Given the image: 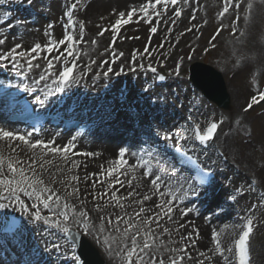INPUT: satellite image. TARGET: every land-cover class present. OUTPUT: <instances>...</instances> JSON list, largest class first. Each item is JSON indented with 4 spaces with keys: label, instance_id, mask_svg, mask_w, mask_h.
Here are the masks:
<instances>
[{
    "label": "bare ground",
    "instance_id": "1",
    "mask_svg": "<svg viewBox=\"0 0 264 264\" xmlns=\"http://www.w3.org/2000/svg\"><path fill=\"white\" fill-rule=\"evenodd\" d=\"M12 1L16 2L12 6L19 7L29 0ZM47 1V11L51 18L45 20L29 14L20 17L13 11L6 10L7 5L11 6L10 0H0V40H4L0 44V55L5 57L0 61L12 60L10 65L14 63L22 71L35 76V80L41 82L43 88L47 87L46 77L50 75L47 62L51 60L53 70L60 63V59L56 57L59 56L63 4L66 1L77 2L80 8L79 17L86 36L82 38L80 47L82 60L78 76L91 87V92L94 89L103 90L109 82L116 84V87L111 85L108 88L109 94L114 97L120 96L123 86L126 90L145 89L148 77L142 72L134 76L129 72V69L136 67L130 65L142 55L137 49L138 46L146 43L143 55L148 54L153 59L172 45L171 42L178 32H185L183 38L186 43L193 39L199 40L206 23L211 19L226 25L225 35L231 39L230 44L235 45L241 41V45H245L239 49L241 51L237 47H229L235 56L249 50L239 59L243 66L251 64L253 61L250 54L260 51V47L264 46L262 27L263 33L258 38L252 36V39L247 40L248 25L256 17V9L250 0H185L186 10L180 23L173 20L171 11L161 0ZM3 3L5 4L2 5ZM247 7H253V11H248ZM212 8L216 11L214 14L209 13L208 17L209 9ZM129 11L133 12L131 18L127 15ZM233 15L238 17L241 26H228L227 22ZM117 19L122 22L114 29ZM124 20L129 22L124 24ZM148 24H152L151 29L156 28L157 32L153 33L149 29L148 33L147 30L149 38H146L144 31ZM36 44L41 47L35 52L29 51ZM16 45H20L16 52L26 53L24 56L13 57L10 50L15 49ZM217 59L218 62L222 60L218 56ZM236 59L233 56L226 57L227 61L222 63L223 71L216 65L213 67L224 78L226 68L231 73L238 72ZM29 60L32 67L28 65ZM197 60L194 55L186 64L195 63ZM179 73L177 70L172 74L170 85L167 83L165 86L148 88L149 99L148 96L143 97L141 103L146 110L143 116L145 123L139 128L121 129L118 120L114 129L120 130L122 135L114 139L89 137L73 145L69 142V134L51 129L43 136L44 144L49 147L33 148V143L23 136L21 127L0 123V130L12 132L14 137L23 136L28 141L26 144L12 137H0V157L13 160L19 166H24V169L29 168L35 174L29 176L39 178L43 181V186L48 187L55 183L54 187H59L56 188L60 191V202L49 201V208H44L35 196H26L22 192L18 193L20 200L24 201L21 206L10 193L4 191L6 185L0 184V204L6 205L0 209L13 207V210H18L24 216L23 229L18 235L21 234L28 240L35 236L34 242L44 246L42 250L45 253V262L52 264L55 260H62L69 246L62 244L55 233L50 231L47 227L49 223L36 220L32 216L33 212L46 217L54 226L58 222L67 230L79 233L97 249L104 264H232L227 242L236 228V221L218 215L211 202H186L182 198L179 185L175 184L181 182L182 176H173L170 172L172 165L158 139L169 134L174 136L185 130L183 115L187 112L186 106L191 96L190 87L178 78ZM254 73H250L249 82H244L246 87H253L256 76ZM126 74L128 76L124 80L116 78ZM42 75L44 80H40ZM133 77L135 82L132 83L130 80ZM12 84L16 82L11 78H0V104L8 96ZM255 85L257 86L256 81ZM228 86L230 85L225 82L229 106L237 111V115L223 116L219 114L220 111L214 113L221 119L217 144L222 145L223 150L229 154L227 164L222 166V171L218 174V185L221 184V189L218 190L229 189L225 186L226 183H237V190L233 191L239 201V213L252 214L256 220L257 233L261 235V240H258V234L255 240L254 264H264L262 180L260 182L255 176H247L252 168H258L259 171L261 165L258 161L264 159V129L262 134L247 139L244 116L238 105V89L234 85L232 88ZM91 92L84 93L88 95V101L94 98ZM168 97L176 102L175 107L164 105ZM122 102L126 103L127 100ZM159 106L162 107L161 112L157 111ZM65 145L70 147L68 152L50 151L51 148L63 149ZM209 157L214 158L212 154ZM5 167L0 166V180L14 179V176H9ZM109 169L112 170L111 175ZM153 180H157L156 185L152 183ZM129 192L132 193L131 196L128 195ZM113 193L116 194L115 197ZM145 195L150 199L145 201ZM42 198L47 199L44 192ZM243 204L247 205L246 211L241 208ZM33 205L36 207H32ZM169 207L172 209L170 213L167 211ZM60 213H65L68 219L64 220ZM124 221L136 227L128 229V224ZM125 229H128L127 235H124ZM213 232L217 234L215 241L212 239ZM133 236L136 237L135 242L132 240ZM31 242L33 243L32 240ZM145 243L148 244L147 248L144 247ZM217 243L222 249L220 252L216 250ZM129 253L133 254L129 256Z\"/></svg>",
    "mask_w": 264,
    "mask_h": 264
},
{
    "label": "rangeland",
    "instance_id": "2",
    "mask_svg": "<svg viewBox=\"0 0 264 264\" xmlns=\"http://www.w3.org/2000/svg\"><path fill=\"white\" fill-rule=\"evenodd\" d=\"M46 1L47 0H40L39 5L44 7L46 4ZM203 1H207V0H203ZM250 1L253 2L254 8L256 9V17L254 18V20H252L250 25H248L249 28H247V29H248L249 34H248L247 40H250L253 37L258 38L263 33V29H264V0H250ZM65 4H64V11H65L66 6H67V5L65 6ZM203 6H204V4H203ZM252 8L253 7H251V8L247 7V10L251 12V11H253ZM215 11H216L215 8L209 9V12L207 14L208 17H209V13L214 14ZM227 24H229L228 26H230L231 28L236 27V26L239 27L242 25L241 22L238 21V17L234 16V15L229 18ZM151 27H152V24H148L147 28L144 31V36H147L146 38H149L148 33L150 32L149 29H151ZM261 27L263 28L262 30H261ZM147 30H148V33H146ZM225 31H226V25H224V24L221 25V24L217 23L215 19L209 20V22L206 23L204 30L202 31V35H201L200 39L199 40L193 39V40H190V42H187L186 45L183 47V50L180 53V55L178 56V58L184 59V60H189L191 57H193L195 55L197 57V59L202 60L203 62H205L207 64H210L212 66L216 65L221 71H223V67H224L222 65V63H225L224 61H227L226 57L229 58V57L233 56L234 59L238 58V59H236L238 61V65H237L238 66V72L237 73H234V72L231 73L226 68L224 70V73L226 76L223 79L225 82H227L230 85L228 87L232 88L231 86L234 85L238 89V92L240 95V99L238 100V105L240 106V109H241V111L240 110L239 111L241 113H243L244 123H245V128H246V137H247V139H250L251 136L253 137L257 134L258 135L262 134L261 133L262 129H264V103H262L260 106H258L257 108H255L251 111H246V104L249 102V100H251V98L253 96H257V94L260 91V87L264 83V46L260 47V51L258 50V52H256V53L252 52L250 54V57L253 61V62H251V64L243 66V64L240 63L239 59H241L240 57H242L243 54L249 52V50H247V48H246L247 51H245L244 53H243V51L239 52L238 57L235 56L230 48L237 47L238 51H241L239 49H241L245 45L242 46L241 41L240 42L238 41V43H236L235 45L230 44L231 39L227 35H225ZM145 45H146V43H143V45L138 46L137 49L140 52H143ZM147 55L148 54H146V56ZM255 55H256V57H255ZM217 56L220 59H222V60H220V62H218L219 60L217 59ZM146 59L149 60V56ZM7 61L10 62L12 60H7ZM216 62H217V64H216ZM256 64H257V68L255 69ZM176 70H177L176 64L172 65V67H170V69H169L170 73L173 71H176ZM182 71L183 72H182V74L179 75V77H180V79L184 80L186 86L188 87V83L186 81L187 80V66L186 65ZM255 71H257V72H255ZM249 72L250 73L255 72L254 74L256 75L255 78L253 79V83H252L253 87L251 85H249L248 87H246L244 85V82H249V80L251 78L249 76L250 75ZM255 81L257 82V86L255 85ZM182 84H183V82H182ZM111 85L116 87V84L108 83L103 89H106V92H107V89ZM103 92H105V91H103ZM107 95L109 96L110 94L107 93ZM143 97H147V96H144V94L143 93L141 94V92L139 94V91H137V90L133 91L132 89H130V90L127 89V90H125V92L123 90H121L119 98L121 100H127V102L124 103L123 105H121V104L119 105L118 99H115L116 103L113 105L114 107H112L110 110H111V112H116L118 110V107H120L119 110L124 111L127 109L130 112L132 111V114H137L138 109H141L144 111V114H145V111H146L145 107L143 106V104H141L143 101ZM166 99H165V104L168 105ZM168 99H169V97H168ZM138 102H140V103H138ZM233 109L234 108H229V109L223 108V109H220V111H221V114H223V116L224 115H226V116L237 115V113H236L237 111H235ZM120 120L124 121V123L127 124V125H125L126 128L130 126L127 123L128 121H130V123L135 122L138 124H142L141 119L131 118L130 114L127 111H125L124 118L123 119L120 118ZM228 156H229V154H228ZM258 162L261 165L260 170L257 171L258 168L257 169L252 168L251 170H249L247 172V176H249L251 178H253L255 176L256 178H258V180L260 182L262 180L261 184L263 187V194H264V159H260ZM236 184L237 183H234V182H229V184L226 183L225 186L229 189L224 190V191H226L225 193L220 192V194H218L219 197H221V196L224 197V196L229 195L230 193L234 192L233 190H237L238 185H236ZM219 186L221 187V184ZM231 186H232V188H231ZM241 208H243L244 211H246L247 205L243 204ZM245 214H247V213H245ZM228 240H229V238H228Z\"/></svg>",
    "mask_w": 264,
    "mask_h": 264
},
{
    "label": "snow or ice",
    "instance_id": "3",
    "mask_svg": "<svg viewBox=\"0 0 264 264\" xmlns=\"http://www.w3.org/2000/svg\"><path fill=\"white\" fill-rule=\"evenodd\" d=\"M157 2H159V0H157ZM167 2V0H166ZM177 0H171V3H176ZM76 5H73V7H75ZM154 7V5H153ZM147 8V5L145 6V9ZM227 11V10H225ZM128 17L131 18L133 16V12L129 11L127 13ZM175 15L179 16L181 15L180 11H176ZM121 16H123V13H121ZM121 20L117 19L115 22V25L113 26L114 29L116 28V26H119L121 24ZM129 21L128 20H124L123 23L127 24ZM151 31L153 33L157 32L156 28H152ZM101 35H103V33H100ZM64 39H68V40H72L71 36H68L66 38H62L59 43H64ZM4 40H0V44H3ZM20 47V45H16L15 49H11L10 51L13 54V57L15 56H24L26 53L24 52H16V49H18ZM41 47L40 44H36L34 45V47L32 49H30L29 51L31 52H35L37 49H39ZM49 51L51 50V46H49ZM71 54V53H69ZM0 59H5L4 56L0 55ZM32 59H35V57H33ZM56 59H61L60 56H57ZM29 67H32V62L31 60H29L28 62ZM74 63L71 67H65L62 71L59 72V76H58V80L61 84L65 83L66 81L69 80L71 74L73 73V68H74ZM47 67L49 70H51L53 68V64L51 62V60H49L47 62ZM153 71H155V69H153ZM161 79H163V77H160ZM45 77L42 75L40 77V80H44ZM38 82V81H37ZM252 103H256L257 102V97L253 96L252 98ZM259 99L264 101V92L259 93ZM249 107H251V105H249ZM218 125L216 123H211L210 126H208L206 128V131L201 134L200 130L197 129L195 132V138L198 139L199 141H207L209 140L216 132ZM0 137H12L14 139H19L21 141H23L24 143H28V141L23 137V136H16L14 137V134L12 132L9 131H4V130H0ZM172 135L169 134V136H166L165 139H171ZM192 138V133H188L187 135L181 137V139H185V140H189ZM33 148L36 147H44V148H48L49 146L47 144H44L43 142L37 140L35 141L34 144H32ZM70 150V147L68 145H65L63 149H56V148H51L50 151L55 153V152H59V151H63V152H68ZM177 151H181V148L179 145H177ZM121 155H123V150L121 152ZM188 159H192L191 156H188ZM119 163H124L123 161H119ZM193 163H195V161H193ZM8 168L9 170L12 171L13 175H14V179L12 180H0V184H5L6 187L4 188L5 192L10 193L11 197H14L16 199V201L23 206L24 205V201L20 200V197L18 195V193H24V195L26 196H35V198L37 200H39L42 204L44 208H49V201H53L55 200L56 203H59L61 200V197L55 193H51L50 195L47 196V199H43L42 198V192H48L49 189L46 186H43V181L39 180V178H29L26 174H25V169L24 168H14L13 165L11 163L8 164ZM112 170L109 169V175H111ZM145 175H147V173H145ZM18 177V178H17ZM119 182V181H118ZM205 179L201 178V183H205ZM152 183L154 185L157 184V180H153ZM113 197H115V193L112 194ZM129 196L132 195L131 192L128 193ZM143 199L145 201L149 200L150 198L145 195L143 197ZM169 203H171V201H169ZM6 207V205L4 204H0V208ZM32 207H36V205H33ZM65 207H67V205H65ZM26 211V209H25ZM141 211H143V209H141ZM167 211L170 213L172 211L171 207H169L167 209ZM60 215L63 216L64 220L68 219V216L65 213H60ZM81 215L83 216L84 213H81ZM32 216L35 217L36 220H43L46 224L47 223H52L51 221H49L46 217H41L39 215L38 212H33ZM119 219V217H118ZM125 224H128V229L130 228H134L136 227V225H132L129 224L128 221H124ZM251 222H249V227L246 231H243L242 235L239 236V239L236 241V251L239 255V259H240V264H245V260H246V256H247V249H246V242H247V238L249 237L250 232L252 231L251 227H250ZM56 226L59 228L61 227V225L57 222ZM128 229H125L124 235L128 234ZM64 231H67V229H64ZM216 236L217 234L215 232L212 233V239L215 241L216 240ZM136 237L133 236L132 240L133 242H135ZM145 248L148 247V244L145 243L144 245ZM216 250L217 252L222 251L220 244L217 243L216 244ZM134 252V250H133ZM133 253H129V256H131Z\"/></svg>",
    "mask_w": 264,
    "mask_h": 264
},
{
    "label": "water",
    "instance_id": "4",
    "mask_svg": "<svg viewBox=\"0 0 264 264\" xmlns=\"http://www.w3.org/2000/svg\"><path fill=\"white\" fill-rule=\"evenodd\" d=\"M193 70V71H192ZM194 70H197L194 72ZM198 75H208L210 77H212L216 84L214 86V88L212 87H206L205 84L200 83V81H196L195 78H197L196 76ZM191 79L196 82L203 90L204 92L209 96L210 99H212L213 101H215L219 106H226L227 105V99H226V93H225V89H224V85L223 82L220 78V76L215 72V70L206 65V64H202V63H198L196 64V66H193L191 68Z\"/></svg>",
    "mask_w": 264,
    "mask_h": 264
}]
</instances>
